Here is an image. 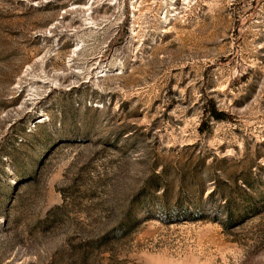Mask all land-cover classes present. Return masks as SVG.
<instances>
[{
    "label": "rangeland",
    "instance_id": "obj_1",
    "mask_svg": "<svg viewBox=\"0 0 264 264\" xmlns=\"http://www.w3.org/2000/svg\"><path fill=\"white\" fill-rule=\"evenodd\" d=\"M0 264H264V0H0Z\"/></svg>",
    "mask_w": 264,
    "mask_h": 264
},
{
    "label": "built area",
    "instance_id": "obj_2",
    "mask_svg": "<svg viewBox=\"0 0 264 264\" xmlns=\"http://www.w3.org/2000/svg\"><path fill=\"white\" fill-rule=\"evenodd\" d=\"M231 3L242 5V6H250L252 7L259 0H228Z\"/></svg>",
    "mask_w": 264,
    "mask_h": 264
},
{
    "label": "trees",
    "instance_id": "obj_3",
    "mask_svg": "<svg viewBox=\"0 0 264 264\" xmlns=\"http://www.w3.org/2000/svg\"><path fill=\"white\" fill-rule=\"evenodd\" d=\"M212 113H213L214 117H216V118H220L223 116V114L221 112H218L216 110V108H214V107L212 108Z\"/></svg>",
    "mask_w": 264,
    "mask_h": 264
},
{
    "label": "bare ground",
    "instance_id": "obj_4",
    "mask_svg": "<svg viewBox=\"0 0 264 264\" xmlns=\"http://www.w3.org/2000/svg\"><path fill=\"white\" fill-rule=\"evenodd\" d=\"M166 18H167V16H166ZM100 72H101V73H103V72H104V69H103V70H101ZM99 74H100V73H99ZM99 76H102V74H100Z\"/></svg>",
    "mask_w": 264,
    "mask_h": 264
}]
</instances>
